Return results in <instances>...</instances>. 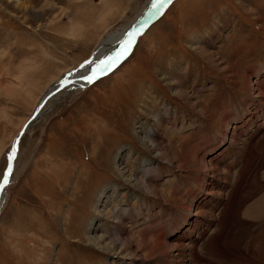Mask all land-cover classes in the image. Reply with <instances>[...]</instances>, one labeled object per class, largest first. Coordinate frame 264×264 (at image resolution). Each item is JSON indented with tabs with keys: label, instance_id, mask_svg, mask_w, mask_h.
Returning a JSON list of instances; mask_svg holds the SVG:
<instances>
[{
	"label": "rangeland",
	"instance_id": "374dc122",
	"mask_svg": "<svg viewBox=\"0 0 264 264\" xmlns=\"http://www.w3.org/2000/svg\"><path fill=\"white\" fill-rule=\"evenodd\" d=\"M150 1L0 0V179L12 141L44 91L121 35ZM169 5L122 63L81 90L67 83L47 98L43 116L19 140L0 210V264H164L160 257L179 264L180 256L154 249L156 235L164 228L174 246L170 222L182 218L193 190L202 196L198 181L216 178L214 155L220 173L239 158L238 144L217 147L221 131L253 145L241 174L247 172V187L233 210L238 221L214 251L198 247L210 241L209 230L196 245L185 240L198 247V259L184 258L264 264V0ZM145 177L154 192L136 181ZM219 208L203 203L205 211ZM118 210L130 213L123 224L114 218ZM112 228L130 238L123 251L113 247L120 255L88 240ZM203 228L194 222L193 237Z\"/></svg>",
	"mask_w": 264,
	"mask_h": 264
},
{
	"label": "bare ground",
	"instance_id": "6f19581e",
	"mask_svg": "<svg viewBox=\"0 0 264 264\" xmlns=\"http://www.w3.org/2000/svg\"><path fill=\"white\" fill-rule=\"evenodd\" d=\"M167 1L168 0H151L148 3L147 8L144 11L140 12V14L138 16H136L135 19H133L131 22H129L127 24V26L125 27L126 30L121 35H117L115 38H113L109 42L99 45L92 52V55L90 56V58L87 61L83 62L77 68H75L69 72H66L59 80L54 82L53 86L49 87L48 90L44 91L41 98L49 90L54 89L60 82H62L65 79H68V81H70L68 83H72L75 85L77 84L74 90H81V89L85 88L86 85H88V83L90 81L95 80L99 76L104 75L105 72L108 71L109 69H112V68L114 69L115 68L113 66L114 62H116L118 59H121L123 57H125L124 58V60H125L133 51V49H134L133 47H134V45H136L135 43L137 42L138 36H136V40H135L133 46L131 47V50L127 51V46L131 41L132 35L135 34V32L137 30H140L143 27V25L149 20V18H151L155 13L162 11L164 4ZM169 6L170 5H168L160 13L158 18H160L162 16L164 11ZM158 18H156L152 23H154ZM148 27L146 29H148ZM126 53H127V55H126ZM122 62H123V60H120V61H118V64L122 63ZM90 71L92 72L91 76L89 78H87V80H83L82 78H84ZM107 73L108 72H106V74ZM262 87H264V86H262ZM262 89H260V93L262 94V96H264V88H262ZM41 98L38 100V103L41 100ZM262 98L264 100V97H262ZM38 103H37V105H38ZM262 105H263V102H262ZM44 107L45 106L43 103V105L40 106L41 109L39 108L36 115L34 116V119L25 127V129L22 132H20V134H17L19 137V140L21 139L23 134L35 123V121H37L41 116H43L42 114L44 112L43 111ZM261 128H262V126H261ZM260 130L261 129L258 126L257 131L259 132ZM254 135H255V133L250 135L247 139H249L251 141L254 138ZM240 136L241 135L237 133V134H232L231 136L227 137L226 131L220 132V139H219L220 143L218 142L219 144L217 145V147L221 148L220 146L225 145V143H224L225 141H227L228 145H232V146H237V144H238L237 155L239 156V158L238 159L235 158L232 161L227 160V162H231V163H226L225 164L226 170L223 173H220V171H219V166H220L219 165V159H217L218 162L216 160V156L218 154L214 155L213 159H214L215 163L213 161H211L212 162L211 164H213L212 165L213 166L212 172L215 171L214 174H215L216 178H213V177L207 178L206 177L204 179V185H202L201 182L198 181L197 183L200 187L199 192L202 191V196L198 197L197 196L198 192L193 190L192 195L190 196V198H188L189 199L188 205H186V207L184 209V213L182 212L183 213L181 216L182 218H179V215L181 214L180 213L178 216L174 217L170 222V228L172 226L173 227H172L171 231L169 232V234H171V235L168 237L171 238L172 236H175L174 240L176 241L175 242L176 244L174 246L173 245H170V246L167 245V243L165 242L167 233L165 232L164 228H162L160 230V232H162V230L164 231L161 233L162 236H160L159 234L156 235L157 239L155 242L154 249H157V251L159 252L160 255L164 254L165 256H173V255L176 257L180 256V258H182V259H180L177 262L179 264H186L187 261L184 258L185 254H188V256H190L191 260H194V259L197 260L198 259V249H197L198 247H200V249L201 248L203 249L205 246H209L210 248L211 247L217 248L218 246H220L222 241L224 242V239L230 238L231 234L235 230V226H236V223L238 221L237 216L235 215L233 210L236 209V211L238 212V208L240 207L239 204L241 203L240 194L243 192L244 188L247 187L246 186V184H247L246 183L247 182V178H246L247 172L245 173L246 175H241V174H243L242 169L246 166V160L248 159V157H250L252 147H253V145L248 143V142H243V144L239 145ZM19 140L17 142V145L19 143ZM150 140L151 139L149 138V141ZM151 142H152L151 148L158 151L159 154L162 153L163 149L161 148L160 143L157 142V139L156 138L152 139ZM205 150H207V149H204V151ZM16 151H17V146H16V150H15V157H16V153H17ZM215 151H216V149H215ZM245 155L247 156V158H245ZM9 156H10V151L8 152V157ZM15 157L11 163L10 169H8V171H9L8 177H7L8 180H7V183L4 186V188L1 192V195H0V210L2 208V204H3L5 196H6L5 193H6L7 185L9 184V182L11 181L12 176H13L12 170L16 164ZM238 162H240V164ZM242 162H244V163H242ZM233 166H235V170H233ZM240 175L242 176V178H240ZM137 180H138V184H141L142 187L146 189V191L154 192L153 186H151L147 182L146 177L143 180L142 179L139 180L136 178V181ZM216 182H220L221 184L216 185ZM229 184H234V187H232L231 189H230V187L227 188V186H229ZM213 185H215V186H213ZM107 188H108V186L107 187L105 186L101 189V191L99 193H97L96 198L98 199V202L99 201H101V202L105 201L104 200L105 193L108 192ZM215 191L218 193V196H213V192H215ZM224 191H227V194H228L227 196L230 198L229 204H227V202H225L226 200L224 201V196H223ZM207 195H208V197H207ZM195 201L198 202V206L195 209V212L193 214L192 213L193 203L195 206L197 205V203ZM209 201H216L217 207H220L219 212L217 214L210 212L208 209L206 211L203 209V203L204 202L207 203ZM242 201H243V199H242ZM262 203H263V201H262ZM257 205L259 206L260 204H257ZM254 208L255 209L257 208L256 204L251 205L249 207V210L254 212ZM214 209H215V207H214ZM247 213L250 214L249 211ZM129 216H130L129 212L118 210V211H116L114 218H117L116 223H122L123 224V222H125V220L128 219ZM194 222H198L202 227L206 228V229L203 228L201 231H199L197 233V237H193L194 236L193 235V232H194L193 231V223ZM185 223H188V225H182ZM95 224L96 223H94V226L92 229H97V227H96L97 224L96 225ZM211 226H213L212 231H211ZM237 226H238V224H237ZM185 227H187V229H184ZM112 229H114V228H112ZM115 229H116V227H115ZM115 229H114V232L113 233L110 232V235H108V236L107 235L105 237L104 236L103 237L97 236V237H94L95 239H93L92 236H89L88 240L91 241L92 246L94 245L98 249H102V251L107 252V254L120 255L117 251H114V248L117 245L120 248V252L123 251L126 244L129 243L130 238H128L124 235L125 233L123 232V230H119V229L115 230ZM196 229H198V228L195 227V230ZM206 230H207V233L209 230L210 236H208L209 238H207V239H209L210 241L206 244H203L202 242H205L206 240L201 241L202 240L201 238H203V236H205ZM107 240H109V242L104 245L105 241H107ZM185 240H188L193 245H196V243L198 241H201V243L198 244V247L197 246L194 247L193 245L187 244L185 242ZM239 243H240L239 245H241L242 240ZM223 247L225 248L226 246H223ZM110 252H112V253H110ZM215 252H217V251H215ZM221 252L222 251H220V253ZM170 253H171V255H170ZM136 255L137 254L135 252L130 254V256L132 258H134V256H136ZM117 257H119V256H117ZM166 259H164V257L163 258L160 257L161 262H164V264L165 263L172 264L171 262L166 261ZM177 259H179V258H177Z\"/></svg>",
	"mask_w": 264,
	"mask_h": 264
},
{
	"label": "water",
	"instance_id": "95a60500",
	"mask_svg": "<svg viewBox=\"0 0 264 264\" xmlns=\"http://www.w3.org/2000/svg\"><path fill=\"white\" fill-rule=\"evenodd\" d=\"M173 0H168L163 7V10L172 2ZM162 10V11H163ZM158 12L155 13L151 18H149V20L143 25V27L140 30H137L135 32V34L132 35L131 37V41L127 46V51L131 50V47L133 46L135 40H136V36H139L140 34H142L146 28L156 19L158 18V16L160 15V13L162 12ZM139 34V35H138ZM127 55V53H126ZM125 55V56H126ZM125 57L118 59L116 62H114L113 66H115L116 64H118V61L123 60ZM92 72L90 71L84 78H82L83 80H87V78H89L91 76ZM81 80V79H80ZM68 82V79L63 80L62 82H60L54 89H51L50 91H48L45 95H43V97L41 98V100L39 101L38 105L36 106V108L34 109V111L32 112V114L26 119V121L23 123L20 131L18 134H20V132H22L25 127L34 119V116L36 115L38 109L40 108V106H42V104L44 103V101L49 98L54 92H56L59 88H61L62 86L66 85ZM19 140L18 135L14 138V140L12 141V144L10 146V149H8L10 151V156L7 158V162H6V166H5V170L3 171L2 177L0 179V195L1 192L4 188V186L6 185L7 182H5V180L7 181V177H8V169H10L11 167V163L15 157V150H16V146H17V142Z\"/></svg>",
	"mask_w": 264,
	"mask_h": 264
},
{
	"label": "snow or ice",
	"instance_id": "6c2138e0",
	"mask_svg": "<svg viewBox=\"0 0 264 264\" xmlns=\"http://www.w3.org/2000/svg\"><path fill=\"white\" fill-rule=\"evenodd\" d=\"M5 182H7V181L5 180Z\"/></svg>",
	"mask_w": 264,
	"mask_h": 264
}]
</instances>
